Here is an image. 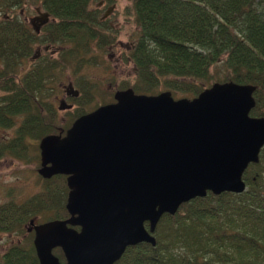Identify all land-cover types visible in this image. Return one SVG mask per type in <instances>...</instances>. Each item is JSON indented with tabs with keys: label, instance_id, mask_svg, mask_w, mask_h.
<instances>
[{
	"label": "trees",
	"instance_id": "16d2710c",
	"mask_svg": "<svg viewBox=\"0 0 264 264\" xmlns=\"http://www.w3.org/2000/svg\"><path fill=\"white\" fill-rule=\"evenodd\" d=\"M27 1L39 2L50 18L39 33L11 15ZM96 1L0 0V63L5 67L0 71V129H14L0 146L1 155L28 162L31 147L36 152L43 137L64 133L91 112L85 106L94 95L85 89L72 99L77 109L61 128L50 99L55 72L73 64L77 73L90 64L92 46L114 43V33L91 8ZM127 1L125 11L139 29L129 56L136 81L119 90L157 95L163 88L194 98L215 80L248 84L256 87L250 116L264 117V0ZM35 44L62 49L55 60H39L19 76L18 67L33 57ZM216 69H222L223 78H214ZM42 180L38 195L0 205V234L24 237L29 222L45 213L51 214L45 222L69 217L66 177ZM243 180L247 189L242 194L208 193L183 204L174 216L164 215L154 233L156 245L129 247L115 264H264V148ZM53 254L65 261L60 249ZM1 258L3 264H39L30 241L12 245Z\"/></svg>",
	"mask_w": 264,
	"mask_h": 264
},
{
	"label": "water",
	"instance_id": "95a60500",
	"mask_svg": "<svg viewBox=\"0 0 264 264\" xmlns=\"http://www.w3.org/2000/svg\"><path fill=\"white\" fill-rule=\"evenodd\" d=\"M255 90L214 83L177 100L118 90L113 103L43 137L37 173L66 177L69 217L29 222L39 264H115L129 247H154L160 219L183 204L244 193L243 175L264 148V117L250 116Z\"/></svg>",
	"mask_w": 264,
	"mask_h": 264
},
{
	"label": "rangeland",
	"instance_id": "374dc122",
	"mask_svg": "<svg viewBox=\"0 0 264 264\" xmlns=\"http://www.w3.org/2000/svg\"><path fill=\"white\" fill-rule=\"evenodd\" d=\"M129 6L130 3L127 0H115L113 4L98 0L92 4V10H98L99 19L105 22L110 31L114 33V43L104 48L92 46L90 64L77 68V73L73 64H69L65 71L55 72L51 85L54 91L50 101L58 109L59 127L63 128L69 124L70 115L77 109V105L73 103L72 99L77 97L78 93L81 95L87 89L94 95L93 100L85 106L86 111H93L96 109L95 107L111 103L114 100L115 92L122 84L136 81L135 70L129 56L139 37V29L134 23L133 17L128 16L125 11V8ZM39 13L46 17V22L49 20L39 2L27 1L21 8L15 9L11 15L33 30L31 20L39 16ZM61 49L62 46L35 44L33 57L20 63L17 74L23 75L39 60H55ZM4 69V65L0 63V71ZM213 72L215 79L223 78L222 69H216ZM159 91L164 92L163 88H160ZM75 93L77 94L75 95ZM171 94L176 100L192 99L189 95ZM13 136L14 129H0V146ZM30 151L32 158L28 162L0 154V205L9 201L22 203L42 192L44 183L37 173L40 168L39 149L35 152L34 147H31ZM49 215L51 214L45 213L36 217L33 219L34 224H41L45 218H49ZM27 231L28 233L25 232L24 237L17 234H0V264H3L1 256L12 245H22L27 241L33 244L34 233L29 226H27Z\"/></svg>",
	"mask_w": 264,
	"mask_h": 264
},
{
	"label": "flooded vegetation",
	"instance_id": "af4514ba",
	"mask_svg": "<svg viewBox=\"0 0 264 264\" xmlns=\"http://www.w3.org/2000/svg\"><path fill=\"white\" fill-rule=\"evenodd\" d=\"M42 14L41 13H39V16H36L35 18H33L32 20H31V26H32V28H33V30H36V32L37 33H39L40 31H41V29L43 28V26L47 23V22H49V20H50V18H49V20L46 22V20H45V16H41ZM47 15V14H46ZM48 16V15H47ZM49 17V16H48ZM35 22H37V23H35ZM77 93H75V95H76ZM78 95H79V93H78ZM78 97V96H77ZM74 98H76V97H74ZM65 106V105H64ZM63 263V262H62Z\"/></svg>",
	"mask_w": 264,
	"mask_h": 264
}]
</instances>
